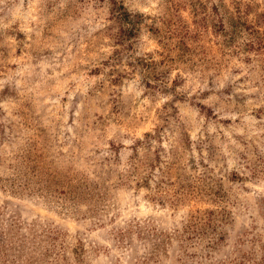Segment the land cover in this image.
Instances as JSON below:
<instances>
[{"label": "rangeland", "instance_id": "obj_1", "mask_svg": "<svg viewBox=\"0 0 264 264\" xmlns=\"http://www.w3.org/2000/svg\"><path fill=\"white\" fill-rule=\"evenodd\" d=\"M0 264H264V0H0Z\"/></svg>", "mask_w": 264, "mask_h": 264}, {"label": "trees", "instance_id": "obj_2", "mask_svg": "<svg viewBox=\"0 0 264 264\" xmlns=\"http://www.w3.org/2000/svg\"><path fill=\"white\" fill-rule=\"evenodd\" d=\"M121 14H122V15H124V14L126 15V13H124V14H123V13H121ZM125 15H124V16H125Z\"/></svg>", "mask_w": 264, "mask_h": 264}]
</instances>
